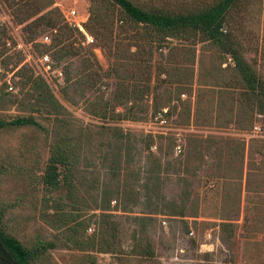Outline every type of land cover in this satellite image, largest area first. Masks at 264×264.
I'll use <instances>...</instances> for the list:
<instances>
[{"label": "rangeland", "instance_id": "374dc122", "mask_svg": "<svg viewBox=\"0 0 264 264\" xmlns=\"http://www.w3.org/2000/svg\"><path fill=\"white\" fill-rule=\"evenodd\" d=\"M35 1L47 5L42 12L75 7L85 22L89 15L90 0ZM94 5L113 19L110 43L97 42L86 30L94 39L87 44L74 32L77 54L57 62L46 52L60 78L40 62L48 44L38 39L51 38V30L27 41L0 0V26L7 32L0 65L8 74L6 80L0 76V117L31 115L41 124L0 129V206L7 230L29 247L51 243L37 264H224L231 255L234 264H264V115L243 101L232 59L208 43L168 39L177 47L170 69L169 47L151 46L148 57L149 44L145 48L142 35L116 21L112 4ZM230 22L244 56L264 78V0H248ZM144 64L152 73L148 93L116 102L120 83L146 79ZM164 64L167 70L158 74ZM22 65L44 77L62 107L40 106L14 73ZM153 99L173 112L161 134L149 120ZM66 132L77 137L73 199L40 181L51 142ZM148 245L150 255L144 252Z\"/></svg>", "mask_w": 264, "mask_h": 264}, {"label": "trees", "instance_id": "16d2710c", "mask_svg": "<svg viewBox=\"0 0 264 264\" xmlns=\"http://www.w3.org/2000/svg\"><path fill=\"white\" fill-rule=\"evenodd\" d=\"M8 8L13 20L22 25L25 39L30 42L37 40V35L42 29L51 30L52 37L48 48L51 58L60 61L68 55L77 54L74 45V34L84 37L77 27L68 25L63 15L56 9L42 12L46 4L37 3L34 0H1ZM117 9L116 21L131 27L142 35L149 47L147 56L151 57L150 47L162 49L169 47L167 61L170 69L177 63L174 61L176 46L170 47L168 39H176L186 44L196 42L208 43L215 46L224 60L229 55L233 62V70L237 82L242 91L243 101H248L252 108L264 115V78L254 66L246 59L240 44L232 34L230 16L235 9L244 7L248 0H178L172 4L161 3L159 5L139 0H106ZM110 19V23L109 20ZM112 24L110 15L100 5L95 6L94 0H90L89 15L84 28L97 42L110 43L112 37ZM75 32V33H74ZM7 35L6 27L0 26V42ZM5 44V41H2ZM136 47L137 44L134 43ZM141 47V45H140ZM149 50V51H148ZM151 58H149L150 60ZM146 68L145 80H134L132 83L117 86L114 100L121 103L123 98L130 96L141 97L148 93L152 80L151 71ZM158 74L167 70L166 65L160 66ZM65 81L68 80L67 68H63ZM19 75L18 82L22 86L32 88L35 97H39V103L43 108L57 110L62 107L52 92L51 86L40 74H35L33 69L24 65L15 72ZM145 73V71H144ZM108 74V73H106ZM141 82V83H140ZM3 84L2 86H4ZM157 86V85H155ZM5 92L0 88V98ZM154 101V99H153ZM153 102L154 112L160 107ZM48 106V107H45ZM172 110H170V113ZM173 113V112H172ZM118 116H120L118 114ZM31 125L41 127V124L31 115L16 116L12 119L0 117V129L7 127H21ZM150 142L153 138L149 135ZM77 137L68 132L59 134L49 146V155L40 175V181L47 190L65 189L67 196L75 197L74 169L78 158ZM4 208L0 206V264H37L51 243L37 242L33 246H27L16 235L7 230L3 221ZM223 226L228 223H221ZM230 226V225H229ZM104 250H107L105 248ZM145 254L153 253L152 249L145 247ZM224 264H234L232 255Z\"/></svg>", "mask_w": 264, "mask_h": 264}, {"label": "built area", "instance_id": "2783aa9c", "mask_svg": "<svg viewBox=\"0 0 264 264\" xmlns=\"http://www.w3.org/2000/svg\"><path fill=\"white\" fill-rule=\"evenodd\" d=\"M62 15L64 17V19L66 20V22H68L70 25L77 27L82 34H84V39L86 41L87 44H92L94 42V39L86 32L83 23L85 22V18L84 15H82L75 7H69L66 10H62ZM4 22L3 17L0 16V25H2ZM41 43H45V44H49L50 43V36L48 34H44L41 35L38 39ZM40 62H41V66L43 68V71H45L46 73H50V72H56V74L58 76H60V78L62 77V71L61 70H56L53 69V62L52 60H50V56L48 53L44 52L41 53L40 55ZM4 75V71L3 68L0 65V76ZM8 74H5V80L7 78ZM9 77V76H8ZM4 79V78H3ZM2 80H0L1 83ZM8 81V80H7ZM8 86H7V91H12L13 90V86L12 84L8 81ZM182 96H184L183 93H181ZM172 113V112H171ZM170 110H168V108H160L157 111H153L152 114L150 115V123H152V127H154L153 132H159L160 134L162 132H166L168 130V126H169V116L171 115ZM260 131V127L255 125L254 126V132H258ZM153 148H156V146L154 145ZM174 149L177 153H180L182 151L181 145L180 144H176L174 146Z\"/></svg>", "mask_w": 264, "mask_h": 264}]
</instances>
